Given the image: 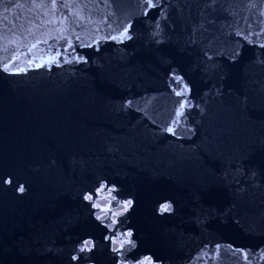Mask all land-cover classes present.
<instances>
[{
    "label": "water",
    "instance_id": "95a60500",
    "mask_svg": "<svg viewBox=\"0 0 264 264\" xmlns=\"http://www.w3.org/2000/svg\"><path fill=\"white\" fill-rule=\"evenodd\" d=\"M0 264H264V0H0Z\"/></svg>",
    "mask_w": 264,
    "mask_h": 264
},
{
    "label": "snow or ice",
    "instance_id": "6c2138e0",
    "mask_svg": "<svg viewBox=\"0 0 264 264\" xmlns=\"http://www.w3.org/2000/svg\"><path fill=\"white\" fill-rule=\"evenodd\" d=\"M19 191H21V192H23V191H24V188H23V186H21V187L19 188Z\"/></svg>",
    "mask_w": 264,
    "mask_h": 264
}]
</instances>
